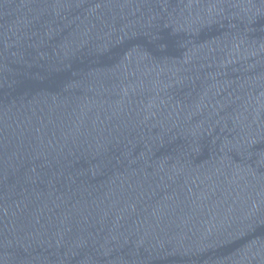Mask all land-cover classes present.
Listing matches in <instances>:
<instances>
[{
	"label": "water",
	"instance_id": "95a60500",
	"mask_svg": "<svg viewBox=\"0 0 264 264\" xmlns=\"http://www.w3.org/2000/svg\"><path fill=\"white\" fill-rule=\"evenodd\" d=\"M0 264H264V0H0Z\"/></svg>",
	"mask_w": 264,
	"mask_h": 264
}]
</instances>
